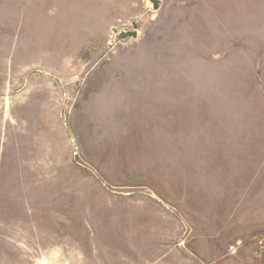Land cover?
I'll return each instance as SVG.
<instances>
[{
	"label": "rangeland",
	"instance_id": "1",
	"mask_svg": "<svg viewBox=\"0 0 264 264\" xmlns=\"http://www.w3.org/2000/svg\"><path fill=\"white\" fill-rule=\"evenodd\" d=\"M0 264H264V0H0Z\"/></svg>",
	"mask_w": 264,
	"mask_h": 264
},
{
	"label": "water",
	"instance_id": "2",
	"mask_svg": "<svg viewBox=\"0 0 264 264\" xmlns=\"http://www.w3.org/2000/svg\"><path fill=\"white\" fill-rule=\"evenodd\" d=\"M152 4L153 9H157L159 7V0H149ZM112 31L116 34V37L120 40H124L126 38H136L137 37V25L133 24L132 30H120L118 31L116 28H113Z\"/></svg>",
	"mask_w": 264,
	"mask_h": 264
}]
</instances>
